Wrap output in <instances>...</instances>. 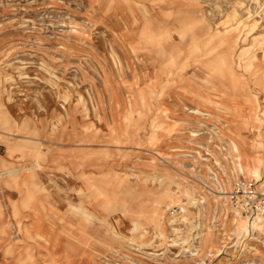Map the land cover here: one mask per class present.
I'll list each match as a JSON object with an SVG mask.
<instances>
[{"label": "rangeland", "instance_id": "374dc122", "mask_svg": "<svg viewBox=\"0 0 264 264\" xmlns=\"http://www.w3.org/2000/svg\"><path fill=\"white\" fill-rule=\"evenodd\" d=\"M240 178L264 0H0V264H264Z\"/></svg>", "mask_w": 264, "mask_h": 264}, {"label": "built area", "instance_id": "2783aa9c", "mask_svg": "<svg viewBox=\"0 0 264 264\" xmlns=\"http://www.w3.org/2000/svg\"><path fill=\"white\" fill-rule=\"evenodd\" d=\"M230 203L238 206L250 216L261 212L264 214V192L258 191L256 185L246 178L237 179L229 193Z\"/></svg>", "mask_w": 264, "mask_h": 264}, {"label": "bare ground", "instance_id": "6f19581e", "mask_svg": "<svg viewBox=\"0 0 264 264\" xmlns=\"http://www.w3.org/2000/svg\"><path fill=\"white\" fill-rule=\"evenodd\" d=\"M253 173L254 175H257L255 170L253 171ZM234 213H235V221L237 222V230L239 233L241 234L247 233L250 227L257 230H263L264 227L263 214L261 213L257 214L254 220L250 221L247 218L242 217V213L239 209H235Z\"/></svg>", "mask_w": 264, "mask_h": 264}]
</instances>
